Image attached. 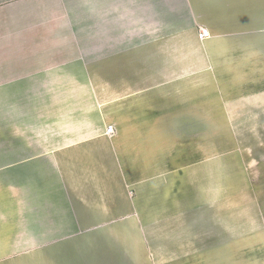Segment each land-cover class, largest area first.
I'll return each mask as SVG.
<instances>
[{
  "label": "crops",
  "instance_id": "1",
  "mask_svg": "<svg viewBox=\"0 0 264 264\" xmlns=\"http://www.w3.org/2000/svg\"><path fill=\"white\" fill-rule=\"evenodd\" d=\"M239 117L256 164L264 0H0V247L31 264H264V207L227 191Z\"/></svg>",
  "mask_w": 264,
  "mask_h": 264
},
{
  "label": "rangeland",
  "instance_id": "2",
  "mask_svg": "<svg viewBox=\"0 0 264 264\" xmlns=\"http://www.w3.org/2000/svg\"><path fill=\"white\" fill-rule=\"evenodd\" d=\"M241 134L226 135L227 139V168L235 177L234 182H227V191L233 190L242 194V202L251 205L252 216H255L256 207H264V151L258 153L257 157H263V160L254 164L253 144L251 143V134L249 129V118L239 117L236 119ZM6 121V123H5ZM8 119L0 120V160L2 163L9 161V150L5 149L9 143V133L6 132ZM2 148V149H1ZM256 155L254 154V157ZM263 161V162H262ZM3 166V165H2ZM6 169V168H4ZM7 171V170H4ZM258 253L261 252V246L264 247V228L258 227ZM19 247L2 246L0 247V264H31L26 258V251H14ZM36 264V263H34Z\"/></svg>",
  "mask_w": 264,
  "mask_h": 264
},
{
  "label": "built area",
  "instance_id": "3",
  "mask_svg": "<svg viewBox=\"0 0 264 264\" xmlns=\"http://www.w3.org/2000/svg\"><path fill=\"white\" fill-rule=\"evenodd\" d=\"M210 35V30L207 27H200L198 30V37L199 39H205ZM107 132L108 133H113L114 132V126L109 125L107 127Z\"/></svg>",
  "mask_w": 264,
  "mask_h": 264
}]
</instances>
